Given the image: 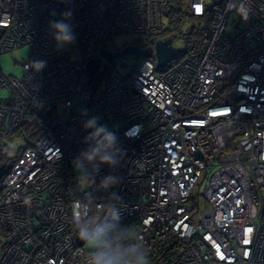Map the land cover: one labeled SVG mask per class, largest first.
<instances>
[{"label":"built area","instance_id":"2783aa9c","mask_svg":"<svg viewBox=\"0 0 264 264\" xmlns=\"http://www.w3.org/2000/svg\"><path fill=\"white\" fill-rule=\"evenodd\" d=\"M185 1L194 16L215 4L202 52L176 48L165 68L142 55L122 74L103 56L117 50L102 43L119 32L159 31L169 0H0V54L29 48L21 76L0 73V140L34 107L54 109L58 123L1 181L0 264H83L71 206L84 190L72 161L92 116L125 152L100 176L122 177L114 191L123 223L136 226L151 264H264V0ZM65 11L77 39L57 50L48 25ZM94 58L101 62L89 82ZM36 61L46 62L41 71ZM96 195L98 205L108 196Z\"/></svg>","mask_w":264,"mask_h":264},{"label":"clouds","instance_id":"9594fccd","mask_svg":"<svg viewBox=\"0 0 264 264\" xmlns=\"http://www.w3.org/2000/svg\"><path fill=\"white\" fill-rule=\"evenodd\" d=\"M53 15H56L53 13ZM71 11L61 14V19L49 22V35L57 50L76 42L73 25L69 22ZM46 62L36 61V71ZM87 132L86 145L72 161L77 188L84 190L82 198L73 201L71 210L75 234L85 246L83 264H151V250L133 224H125L123 198L114 191L122 182L117 174L100 176L103 166L116 169L125 152L116 133L99 118L92 116L83 123ZM100 176L99 182L97 177ZM98 192L108 196L102 205L97 203Z\"/></svg>","mask_w":264,"mask_h":264},{"label":"trees","instance_id":"16d2710c","mask_svg":"<svg viewBox=\"0 0 264 264\" xmlns=\"http://www.w3.org/2000/svg\"><path fill=\"white\" fill-rule=\"evenodd\" d=\"M213 6H215V4L211 3V5L207 7L204 15L194 16L188 12L187 6L184 8L181 3L175 2L174 0H169L167 6L163 9V13L169 17L171 25H169V27L165 30L159 32L157 31L151 35H148L146 40L149 42V45L148 43L146 44L141 41L134 40L130 41L129 43H125L124 46L135 44L142 48L144 51L143 55H153L152 43L154 44L157 39L170 37L169 34H167L169 28L174 27L176 29H180L186 20H190V26L183 32L185 48L184 50L179 49V54L181 56H198L202 52L210 35V23L212 11L214 10ZM44 110L45 108L42 107H34L32 109L30 118L18 129L19 131H25L24 133H21V137L24 142L23 146L14 148L5 143L6 138L0 140V196L2 195L3 191L1 181L8 173L13 163L20 157L23 150L26 147L32 145L33 142L43 134L52 133V129L46 124L44 120ZM53 114L55 115L54 109ZM13 134L7 138H10ZM262 217H264V208H262Z\"/></svg>","mask_w":264,"mask_h":264},{"label":"rangeland","instance_id":"374dc122","mask_svg":"<svg viewBox=\"0 0 264 264\" xmlns=\"http://www.w3.org/2000/svg\"><path fill=\"white\" fill-rule=\"evenodd\" d=\"M174 1L181 3L184 8H186V6H187V3L185 0H174ZM231 20H232V18L229 19V21H231ZM190 24H191V21L186 20L184 22V24L180 27V29H176L174 27L168 29L167 34H169V36L172 37V45L175 48H178L180 50H184L185 40L183 37V32L190 26ZM169 25H171L169 17L163 13V15H162V27L159 31L167 29L169 27ZM233 30H234L233 25L230 24V25H228L226 33L229 35H232ZM147 37L148 36H146V35H136V34H129V33H125V32H119V33L114 34L110 40L102 43V45L119 51L120 49H122L124 47L125 43H129L130 41H134V40H138V41H141V42L146 43V44L148 43V45H149V42L146 40ZM161 39H165V38H161ZM153 45L154 44L152 43V47H153ZM28 55H29V48L28 47L17 48V49H14L12 51H8L4 54H0V73L5 78H7L8 76H11V75L21 76L22 69H21V66L18 64V62L21 60L22 57H27ZM142 55H140V56H142ZM140 56H138L137 58H139ZM124 60L127 61L129 64V66L127 68H124L123 66L120 65L121 61H124ZM135 61L136 60L131 58V57H127V58L116 57L113 60V63H108L109 64L108 66H112V67L114 66V67H116V69L120 73L126 74L132 70ZM101 88H102V83L99 86V89H101ZM2 93H4V92H2ZM72 99H73V101H76L75 103L77 104L78 111L82 112L85 108L84 102L79 100L77 97H73ZM59 112H60V115L63 117H66L69 114V111L65 107H61ZM55 118H57L56 115H55ZM24 132H25L24 130H20V131L18 130L10 138H6L5 143L10 145L11 147H14V148L19 147V146H23L24 142H23V139L21 137V135H22L21 133H24ZM205 207H206V204L203 201V203L201 204V211L204 210Z\"/></svg>","mask_w":264,"mask_h":264},{"label":"water","instance_id":"95a60500","mask_svg":"<svg viewBox=\"0 0 264 264\" xmlns=\"http://www.w3.org/2000/svg\"><path fill=\"white\" fill-rule=\"evenodd\" d=\"M177 53V49L172 47L170 45L169 39H158L154 42L153 45V54L156 60V66L158 68L164 67L165 64L172 61ZM143 54V50L135 45V44H129L124 46L119 51L113 52V53H104V58L112 62L116 57H138ZM101 59L100 58H94L88 61L87 63V69L89 71L88 79L89 82H92L95 72L100 66ZM121 66L126 68L128 66L126 61H121ZM44 120L46 124L52 129L55 130L58 127V123L54 120L53 112L51 108H47L43 112Z\"/></svg>","mask_w":264,"mask_h":264},{"label":"flooded vegetation","instance_id":"af4514ba","mask_svg":"<svg viewBox=\"0 0 264 264\" xmlns=\"http://www.w3.org/2000/svg\"><path fill=\"white\" fill-rule=\"evenodd\" d=\"M131 58H133V59H135V60L137 59V57H135V58H134V57H131ZM124 61H125V60H124ZM112 62H113V61H112ZM126 62H127V61H126ZM127 64H128V62H127ZM128 65H129V64H128Z\"/></svg>","mask_w":264,"mask_h":264}]
</instances>
